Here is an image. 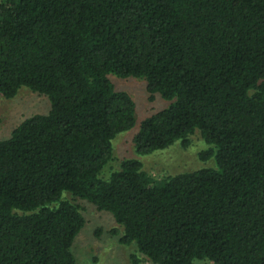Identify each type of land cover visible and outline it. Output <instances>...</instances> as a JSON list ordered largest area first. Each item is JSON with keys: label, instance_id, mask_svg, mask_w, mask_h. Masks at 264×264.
I'll return each mask as SVG.
<instances>
[{"label": "trees", "instance_id": "1", "mask_svg": "<svg viewBox=\"0 0 264 264\" xmlns=\"http://www.w3.org/2000/svg\"><path fill=\"white\" fill-rule=\"evenodd\" d=\"M111 73L169 101L138 154L199 129L216 168L156 181L126 158L102 177L136 122ZM23 87L50 110L0 139V264H78L69 196L113 215L131 264H264V0H0V94Z\"/></svg>", "mask_w": 264, "mask_h": 264}, {"label": "rangeland", "instance_id": "2", "mask_svg": "<svg viewBox=\"0 0 264 264\" xmlns=\"http://www.w3.org/2000/svg\"><path fill=\"white\" fill-rule=\"evenodd\" d=\"M116 90H124L131 94L135 103V126L120 132L113 139V159L105 165L101 176L107 179L111 172L120 168V163L126 158H135L142 162L143 170L151 174L156 181L167 176L182 172H191L201 168H216L214 157L201 158V153L208 149V145L199 129L190 135V144L183 147L180 140L172 145L140 155L136 152L133 138L139 130L140 123L146 117L167 107L169 101L156 94L154 100H149L147 83L142 78H120L111 73L108 75ZM50 110V100L45 95L31 91L27 87L21 88L12 98L0 94V139L10 136L12 130L26 118L35 114H45ZM70 194L65 192L64 195ZM70 199L81 206L85 217V226L81 229L73 242L72 251L78 264H131L130 256L136 251L135 245L126 246L120 243L122 228L117 224L113 215L79 198ZM116 229L119 231L113 232ZM145 264H151L145 262ZM199 264H205L200 262Z\"/></svg>", "mask_w": 264, "mask_h": 264}]
</instances>
